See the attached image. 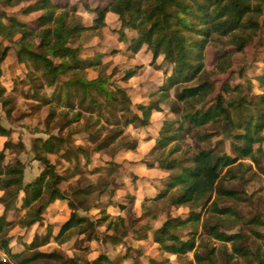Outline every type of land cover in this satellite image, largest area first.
<instances>
[{"label": "clouds", "instance_id": "1", "mask_svg": "<svg viewBox=\"0 0 264 264\" xmlns=\"http://www.w3.org/2000/svg\"><path fill=\"white\" fill-rule=\"evenodd\" d=\"M32 2L34 0H10L8 3H3L0 0V10L6 13L4 17H0V22L7 25V16L9 15H15L20 21L17 26L5 27L3 31H0V41L3 42L0 44V48L4 45H11L8 57L0 61V89H2V93H0V128L4 130L0 131V154H2L0 155V169L3 170L0 175L6 179L9 169H16L18 170L16 174L22 171L26 182L52 165L56 166V171H63L65 168L74 170L77 167L76 157L69 161L64 158L63 154L69 148H75L78 145L83 147L85 151L79 155V166L83 171L72 175L62 189L66 193V202L75 204L80 199V197L73 196V192L79 186L89 183L97 184L98 181L105 183L102 189L98 188L88 200L86 206L91 208V211L78 213L87 215L88 220L79 224L70 222V226L66 227L63 234L59 236V242L54 245L43 244V249L54 253L47 264H66L70 259H74L75 264H90L89 257L84 254L85 246L94 247L97 240H102L108 234L100 226L95 225L97 215L102 213H100V208H93V205L111 199L113 204L107 208V211L111 212L118 203L125 204L124 211L128 215L123 217V223H120L115 216L110 219L118 224L122 230L129 226L131 220L141 216L142 219L132 227H139L140 224L146 223L151 224L149 237L151 239V234L163 225L168 216L179 213H184L186 216L189 211L188 207H181L176 210L174 207L168 206L170 199L175 198V188L168 191V197L165 198L166 202L153 201L152 199L144 200L145 196L152 197L157 192L163 191L171 173L179 171V167L165 170L163 165L173 160L178 163L185 162V157L196 155L201 150L207 151L208 149L213 150L211 162H214L218 155L240 156V153L235 151L234 145H243L244 141L237 140L235 137L244 130L240 127H227V121L223 118L216 119L210 124H201L199 127L185 122V128L191 130L185 133L184 138L179 141L165 142L159 133L163 121L165 119H182V113H192L198 117L200 113L208 110L209 104L212 103L211 97L220 91L218 84L223 81L216 80L219 71L213 74L202 69L199 73L187 74V78L190 80L195 76L194 83L200 85V89H204L203 91L187 87L183 83H177L179 78L177 75H173V66L165 60L162 51L155 60H152L151 50L145 51L148 48L146 42L139 46L137 52L129 47L127 39H120L121 22L117 10H109L105 13L102 24L94 30L84 33L81 40L77 41V43H84L85 47L93 43H104L105 47L102 51L106 54L103 55L101 62L94 69H87L76 73V75L83 80L101 78L107 80L113 88L119 87L124 90L127 96L126 103L121 105L110 119L106 118L108 113H105L104 116H99L97 112L85 113L84 107L79 101H77L75 108L65 107L62 102L53 101L43 105L39 111H34L32 106L41 104V100L25 98L24 93L36 92L37 89L34 84L43 81L44 85L39 89L40 96L52 97L59 80L56 83H49V78L43 72L37 71L30 59L25 57L22 62L16 59L17 50L22 44L27 43L26 40L20 39L26 31L24 26L41 15L52 16L53 12L57 30H59L61 23L65 26L76 22L86 25L94 24L98 19L96 11L98 0H89L90 7L88 8L83 6L81 0H69L67 7L54 10L44 7L30 13L21 11ZM227 2L228 0H223V3ZM223 3L213 5L212 18H210L206 28L216 33L215 48L228 47L233 49V55L226 57L222 63H218H221L225 75L230 72L233 74L231 80L233 85L239 84L241 89L247 90V78L239 77L237 73L239 67L248 61L250 44L241 49L239 54H236L235 50L242 41L250 39L251 43H254L258 39L259 33L264 31V0H250V8L243 11L237 19H232L234 14L231 12H226L222 17H216L215 10L223 7ZM225 21H227L225 27H217ZM46 27H50V25L45 24L37 28V34L43 32ZM113 28H116L117 31L112 32ZM124 32L130 35L127 28H124ZM111 48H117L119 55L109 54ZM213 51L212 45L206 50L209 60ZM141 54L147 58H142ZM234 69L237 71H233ZM130 70L133 71L130 72ZM126 73H129L127 78L122 79ZM204 81H208L211 86L205 87ZM146 82L154 83L156 87H147ZM251 84L254 91H264V89H258L256 81H251ZM161 86H163V90H161ZM13 88L16 90L13 91ZM190 92H196L197 95H188ZM240 94L239 92L231 94V98L235 99ZM10 96L15 97V100L5 106L3 101ZM161 96L164 97L160 104L161 110H153L146 115L142 109L137 108V104L143 103L147 106L150 100L160 99ZM181 96L184 98L180 99ZM227 101L228 97L225 98L226 105ZM174 104L180 106L181 114L174 115L170 111V107ZM86 105L87 101H85V107ZM51 111L55 112L54 118L48 117V113ZM77 112L83 114L82 118L74 120ZM22 113L28 115L22 117ZM46 117L48 118L46 119ZM231 119L236 120L235 112ZM62 125H66L63 131L60 130ZM96 132H99V139L93 143L90 136ZM52 136L64 138V143L54 152L48 151L44 147V142ZM113 136L114 138H111ZM256 137V147L260 149V152H257L256 147H254L252 156L258 158L260 167L264 168V129L256 133ZM106 138H111L107 147L99 152L95 151L96 144L105 141ZM9 140H11L12 146H6V142ZM37 140L39 141L38 145ZM217 141H220L218 146ZM133 144L135 147L132 146ZM57 160H59L58 164ZM86 160L91 162L85 164ZM107 162H114L117 165L114 172L89 175V170L95 167L97 163ZM247 163H251V160L247 162L238 160L237 165L239 166H230L232 171L228 177H224L223 172H221L220 177H224L223 180L214 175H203L201 180L208 194L213 193L217 188L236 186L243 189L240 193L241 196H250L252 189L244 184V180L251 176L253 171H257L259 184H264V172H259L255 165L251 170L246 171ZM233 175L235 178L230 179ZM259 184L255 187H258ZM6 191L8 190L0 188V196L4 197V200L0 201V213L3 212L4 204L9 198ZM22 195L23 193L19 194V196ZM129 195L134 196L135 199L133 201L125 199ZM256 195L264 197V191ZM19 196L17 197L18 203ZM45 199L46 196L41 197L29 209H26L19 218L17 225L11 228V231L7 228L0 231V259H7L9 264H21V261L28 260L39 250L31 246L37 233L42 239L49 226H52L53 235H56L60 227L58 221L62 223L65 217L52 216L49 212L37 216L35 208ZM142 202L143 208H141ZM225 202L238 203L235 198L225 200ZM149 209H155V218L151 215H143ZM191 210H199L196 203H191ZM184 216L181 218L184 219ZM41 218H43V226L41 225ZM90 224L93 226L90 227ZM238 228L239 223L231 230L237 231ZM82 229L84 231H81ZM90 232L95 233V239L92 241L85 239V236ZM185 238L181 237V239ZM124 239L125 241L128 240L127 237ZM5 242L7 243L5 244ZM257 242L264 248V240H257ZM165 243L176 242L165 241ZM9 249L13 254L18 255L9 256ZM116 250L120 251L121 248ZM230 253H232V248L228 247L223 257L225 264H233L235 256L229 260L228 254ZM153 254L157 255V253ZM95 255L96 252L93 251L92 257L94 258ZM165 255L167 254L161 252L159 258L164 259ZM175 259V256L171 257L172 261ZM180 259L181 262H184L186 258L181 256ZM30 264H37V262L32 261ZM126 264H131V261H127Z\"/></svg>", "mask_w": 264, "mask_h": 264}, {"label": "trees", "instance_id": "2", "mask_svg": "<svg viewBox=\"0 0 264 264\" xmlns=\"http://www.w3.org/2000/svg\"><path fill=\"white\" fill-rule=\"evenodd\" d=\"M3 3H8L10 0H2ZM223 0H110L105 6H97L96 11L98 13V19L90 26L76 22L69 26L61 23L59 30H57V24L54 17L41 15L38 20V24L30 26L25 25V34L20 37L21 40H26V44H22L17 50V60L22 62L25 57L33 62V66L39 72H43L45 76L49 78V83H57L56 87L58 92L54 93L55 100L59 103L64 101V104L69 108H75L77 101L83 106L85 101L87 104L95 106L96 109L101 110L103 101L111 103L115 101L117 105L114 108L117 110L121 105L126 103L127 96L123 89L117 87L110 89L108 87L109 82L105 79L96 80H83L76 75V73L85 71L89 67L95 68L97 64L101 62V55L98 59H91L89 57H83L81 54L82 45H76L74 39L79 37L82 33H86L94 30L103 22V16L109 10H117L119 13V19L121 26L119 28L120 39H127L129 41V47L133 51H139V46L146 42L148 44L147 50H151L153 60L156 56L161 54V51L165 55V60L173 65V75H177L179 80L177 83H188L196 79L193 76L190 80L187 78V74L199 73L204 69V49L211 41V37L216 36V33L206 28L210 18H212L213 5L222 4ZM68 3H57L52 0H35V3L31 6L23 8L22 12L30 13L36 11L39 8H62L67 7ZM250 0H228L227 3H223V7H219L216 11V17H222L226 12L233 13L232 19H237L243 11L250 8ZM89 6H86L88 8ZM6 13L0 10V17H4ZM7 25L0 22V31H3L5 27H15L20 21L17 20L15 15L7 16ZM50 25L46 27L43 32L37 34L36 29L43 25ZM227 24V21L218 25V28H223ZM254 27H256L254 25ZM124 28L132 29L135 31V35H127L124 32ZM223 34V33H221ZM38 41V42H37ZM249 40L242 41L237 50L243 49ZM1 44V42H0ZM34 45V46H33ZM154 46V48H153ZM9 50L8 46H4L0 51V61L5 59V56ZM114 51V50H113ZM225 56V57H224ZM228 57V53L225 52L222 58ZM221 60V61H220ZM222 63V62H221ZM217 64L220 66V64ZM222 70V68H221ZM133 70H130V72ZM223 71V70H222ZM71 74V75H70ZM122 79H126L127 75ZM61 77H63L61 79ZM259 81L260 87L264 89V73L256 75ZM205 87H210L208 81L203 82ZM190 88L200 89V85L195 84L187 86ZM251 87V86H250ZM163 90V86H161ZM203 91L204 89H200ZM223 93L217 95L214 102L208 106V110L200 113L197 117L192 113H182L179 105H172L170 111L173 114H181L182 119L169 120L165 119L162 123L159 133L165 142L172 140H182L187 131L191 129L185 128V122L194 124L199 127L201 124H210L216 119L223 118L227 121V127H240L244 131L238 133L235 139L244 141L243 145H234L235 151L240 153V156H216L214 162L212 161V149L207 151L201 150L196 155L190 156L188 160L177 162L175 160L169 161L163 165L165 170L174 169L179 167V171L172 172L167 182L166 188L152 196V200H161L168 197V191L172 188L176 189L174 199H170L172 206H187L191 210V203H196L197 207H205L209 204L211 210L218 214H225L230 212L237 219H244L235 208L229 206L223 207L218 204L221 199H232L240 201L243 198L235 188H217L213 193L208 194L207 189L204 187L201 177L205 174L214 175L220 177V173H224V177H228L232 171L230 166L237 165V161L251 160L250 164H247V168H251L252 165L260 171L264 172V168L260 167L259 159L253 158V148L257 145L256 133L264 129V91L259 95H254L253 99L243 94L244 90L240 88V85L231 86L226 83L222 86ZM231 92L241 93L237 98L233 99L227 96L226 93ZM2 93V89H0ZM188 95L196 96V92H190ZM228 97L227 105L225 104V98ZM183 99L184 97H179ZM164 99L163 96L158 101H152L145 106L139 104L138 109H142L145 114H150L154 109L161 110L160 104ZM7 103V101H5ZM6 105V104H5ZM202 107V106H201ZM231 108V111H229ZM199 112V109L197 110ZM236 113V120L231 119L233 113ZM79 112L76 117L79 118ZM66 125H62V127ZM0 131H4L0 128ZM115 135V134H114ZM90 137L95 138L94 135ZM111 138H114L111 137ZM111 138H106L105 141ZM39 139V138H37ZM105 141L95 146V151L99 152L106 147ZM64 143L62 136L49 137L48 141L44 142V147L48 151L54 152L58 149L56 143ZM37 145L39 141L37 140ZM220 141H217V146ZM6 146H12L11 141L6 142ZM135 147V145H132ZM77 149L82 153L85 149L81 146H77ZM256 151L260 152V149L256 147ZM2 155V154H0ZM190 161V162H189ZM89 163L90 160H86ZM211 162V163H210ZM111 168L108 171L112 173L116 164L111 162ZM56 166L45 168L41 175H39L34 181L24 183V175L22 171L16 174L18 170L9 169V174L6 179L0 175V188H4L6 195L9 197L4 204V213L0 216V231L5 228L9 229L15 222L6 218L5 213L9 209L20 208L16 204L17 197L21 192H24L23 204L24 209H29L36 201L41 197L46 196L43 203H40L35 208V213L40 216L44 213L46 208L57 199H65L66 195L59 187V184L63 180V175L55 170ZM99 170V171H98ZM101 169L96 171L100 172ZM3 170L0 169V173ZM224 177H220L223 180ZM230 178H235L234 175ZM86 191V190H85ZM4 197H0V201H3ZM201 204V205H200ZM69 207L75 209V204L69 202ZM104 211V210H103ZM108 214H105L101 220L96 221L95 225L98 226L100 221L107 219ZM21 217V216H19ZM201 213L191 210L190 215L187 218L168 216L163 222V225L156 229L153 234L154 240L160 245L161 250L169 252L171 254L180 255L188 252L194 248L195 242L192 239L186 241L181 240L180 237L174 231L175 229L186 227L190 223H196L200 220ZM43 218H41L42 220ZM122 220V218H120ZM88 218L86 216L79 215L76 210H73L70 217L61 225L59 231L54 236V240L58 243L59 236L63 234L66 227L71 223H84ZM247 223H253L257 226L264 225V220L258 217H253L247 221ZM92 227L93 225H89ZM110 227V225L108 226ZM144 231H151V226L147 225L143 227ZM10 231V229H9ZM81 231H84L83 229ZM143 232V231H142ZM93 232L88 233V237L92 238ZM210 233L215 239L222 242V246L218 248H212L208 254L194 252L195 264H225L224 254L228 248V244L232 248V253L228 254V259L232 260L233 264H264V248L260 244L253 247V243L249 241V235L242 230L233 233H227L221 231L217 225L210 227ZM251 233L257 239L264 240V233L259 230H253ZM165 241H175L176 243H165ZM7 242H5L6 244ZM34 246V242L32 245ZM221 255L218 257V254ZM53 252H36L32 257H29L26 261H21V264H30L38 258H52ZM9 256L13 254L11 249L8 251ZM73 263L75 260L70 259ZM115 264L116 261L109 258L106 254L99 255L96 259L90 262V264ZM0 264H9L7 259H0ZM66 264H69L66 262Z\"/></svg>", "mask_w": 264, "mask_h": 264}, {"label": "rangeland", "instance_id": "3", "mask_svg": "<svg viewBox=\"0 0 264 264\" xmlns=\"http://www.w3.org/2000/svg\"><path fill=\"white\" fill-rule=\"evenodd\" d=\"M65 1H68V3H69V0H63V2H65ZM81 2L83 4V6H85V2L90 3L89 0H81ZM100 2H101V0H98L97 5H99ZM89 6H90V4H89ZM22 10L23 9H21V11ZM39 17H37L35 20L31 21L29 23V25L30 26L37 25ZM128 30H129L130 36H131V34L135 35L134 30L133 31H131V29H128ZM116 31H117V29H112V32H116ZM83 35L84 34L82 33L79 37L74 39V43L76 45H82V51H81L82 56L83 57H89L90 56L91 59L95 60V59L99 58L100 54H102L101 58H100V59H102L103 55L106 54L105 52L102 51V49L105 47V44L104 43H93V44H90L87 47H85L84 43H77V41L81 40ZM0 42H1V44L3 43L2 41H0ZM249 44H250V47L248 49V52H249L248 61L239 67L237 74L239 77L247 78L248 88H247V90H244L243 94H245V95L249 96L251 99H253V97H255L254 95H259L262 93V91H260V90H256V91L253 90L251 81H253V80L256 81L257 85H258V89H262L260 87V84H259V81L257 80L256 75L264 73V31H261L259 33L258 39H256L254 43H251V41L249 39V42L247 43L246 46H248ZM210 45L213 46L214 51L212 53L211 59L209 60L207 58V55H206V50L209 49ZM4 46H8L9 50L11 48L10 44L4 45ZM3 47L0 48V51L3 49ZM9 50H8L5 58L8 57ZM145 51L148 52V50H146V49H145ZM225 52L228 53V57L230 55H233V49H231V48H228V47L215 48V36L211 37L210 43L208 44V46L203 51L204 69H206L207 71H209L213 74H215L217 71H219V75L216 76V80H222L223 81L222 83L218 84L220 91L217 92L215 94V96L211 97L212 102H214L217 95L223 93L222 86L224 84L229 83L231 86H234L231 83V80L233 79V74L230 72L227 75H225L224 72L221 70V68H222L221 64H220V66L217 65V64H219L218 63L219 58H221V56ZM239 52H240L239 50H237V49L235 50L236 54H239ZM113 53L119 55V50L117 48L109 49V54H113ZM141 55H142V58H145V59L147 58L143 54H141ZM151 57L153 60L152 55H151ZM16 59H17V56H16ZM224 60H225V58L224 59L222 58V61L221 60L220 61L223 62ZM87 69H94V68L89 67ZM233 71H237V70L234 69ZM194 81L195 80L188 82V83H183V84H185L186 86H192V85H195ZM213 83H215V81H213ZM43 85H44L43 81L40 82L39 84H34V87L37 89L36 92L30 93V94L24 93L25 98L41 100V104H37V105L32 106L34 111H39L43 105L50 104L53 101L57 102L53 95H52V97H41L40 96L39 89L42 88ZM146 86L150 87V88L156 87V85L154 83H149V82H146ZM108 87L112 90L115 89L110 84H108ZM58 88L59 87H56V89H54L53 94L58 92ZM15 90L16 89L13 88V91H15ZM226 95L230 96L231 92L229 91L228 93H226ZM14 100H15V97L10 96L8 99H5L3 101V104L8 105L10 103H13ZM5 101H7V103H5ZM152 101L155 102V101H158V99H154ZM57 103H59V102H57ZM62 103L65 107H67V105L64 104V101ZM103 103L104 104H103L101 110L96 109L95 106L91 107L88 104L86 105V107H85V105H83V106L81 105V106L84 107L85 113L97 112V114L99 116H104L105 113H108V117H106V118L110 119V117L113 116L115 114V112L117 111V109L114 108L115 105H117V103H115V101H112L111 103H107L106 101H103ZM139 104H143V103H139ZM139 104H137V108H138ZM25 115H28V114L27 113L21 114L22 117ZM79 115H80L79 118H82L83 114L79 112ZM54 116H55L54 111H51L48 113V117L54 118ZM48 117H46V119ZM169 120H174V119H169ZM63 128H64V126L63 127L61 126L60 130L63 131ZM91 135L95 136V138L90 137V140L93 143L99 139V132L93 133ZM9 141H11V140H9ZM108 142H109V140L105 141L106 147H107ZM62 144L63 143L57 142L56 147H59ZM96 145H98V144H96ZM81 153L82 152L79 151L77 149V146H76L75 148H69L63 154L64 158L69 160V161L73 157H76L77 167L74 170L65 168V169H63V171H58L61 175L64 176L62 182L59 184V187L61 189L64 188L65 182L68 181L72 175H74L76 173H80L83 171V169L79 166V164H80L79 155ZM187 158H189V157H185V161L188 160ZM247 161H249V160H245L244 162H247ZM58 163H59V160H57V164ZM85 164H87V163L85 162ZM247 164H250V163H247ZM253 166L254 165H252L251 168H246L245 170L246 171L251 170L253 168ZM111 167H112L111 162L97 163L95 167H93L89 170V175H92L94 173H102V172L108 173V171L110 170L109 168H111ZM116 167H117V165L114 166L113 172L116 170ZM97 169H101L100 172H98L99 170L96 171ZM225 172H226V170L223 172V174ZM41 173H42V171L39 173V175H41ZM109 174H111V173H109ZM39 175L32 177L31 179L27 180L26 182L24 179V183L26 184L28 182L34 181ZM257 177H258V172L253 171L252 175L249 176L246 180H244V184L252 189L250 196H248V195L241 196L240 195L243 199L240 201L236 200L238 203L225 202V200H231V199H221L218 202V204L220 206H223V207L229 206L231 208H235L240 214L243 215L244 219L239 220L230 212L225 213V214H218V213L214 212L213 210H211L209 207V204H208L205 207H198L199 210L195 211V212L201 213V217H200V220L198 222L190 223L186 227H181V228L174 230L176 232V234L180 237V239H181V237H186L185 239H181V240L186 241L188 239H191V240L193 239L195 242L194 248L192 250L185 252V253H182L180 255L171 254L169 252H164L163 250H161L160 245L154 240L153 234H151V239L149 238L151 231H144L143 227L147 226V225L151 226V224L146 223V224H140L139 227H132V225H136L142 219L141 216H137L136 219L131 220L129 226L124 227L121 230L119 225L116 224L110 218L115 216V217H117V219H119L120 223H123V217H126L128 215L127 212L124 211V209L126 208V205L123 203H118L116 206H114L112 208V211L109 212V211H107V208L109 205L113 204V201L111 199H109L107 201H101L100 204L93 205L92 207L93 208H100V213H102V214L97 215L96 221L101 220L100 218H103V216L105 214H108L107 219H105L104 221H100L98 223V226H100L108 234H106L102 240H97L94 247L86 245L84 254L89 257L90 262L93 261L94 259H96L99 255L106 254V255H108L109 258H112L113 260L116 261L115 264H126L127 261H131V264H195L194 252L196 250L199 251L200 253L208 254L212 248H218V247H221L223 245L221 241H219L218 239H215L213 237V235H211L210 227L213 225H217L221 231H225L227 233H233V232H238V231L242 230L244 233L249 235V241L252 242L253 247H255L259 244L257 242V240H260V239H257L254 236V234L251 233V231L256 230V229L261 231V229H264V225L261 224V225L257 226L256 224H253V223H247V221L253 217H258L261 220H264V197H258L256 195L257 193L264 191V184H259V180ZM230 179H234V178H230ZM104 183L105 182L98 181L97 184L89 183V184H85L83 186L77 187L75 189V191L73 192V196L80 197V199L75 203V206H76L75 209H71L69 207V202H66V199H57L46 208L44 213L49 212L52 216L60 215V216L65 217L63 219L62 223H60L58 221V223L60 224V227H61V225L70 217V214L73 210H76L77 213H87V212L91 211V208L86 206L87 202L93 196V194L97 191L98 188L102 189ZM257 184H259V186L255 187V185H257ZM228 188H235L236 190H238L239 193H241L243 191V189H240L236 186H229ZM63 192L66 195L65 191H63ZM21 193H23V195L19 196V203L17 202V200L15 201L17 206H19L20 208L9 209L5 213V216L7 219H9V220L13 219L15 222L12 226L9 227L10 231H11V228H13L17 225V222L20 218L19 216H21L22 213L25 212L24 207H22L23 198H24L25 194H24V192H21ZM150 198L151 197L145 196L144 200L146 201ZM253 198H255V199H253ZM125 199H127L129 201H133L135 199V197L129 195V196H126ZM153 201L166 202L165 199L153 200ZM101 205H103V206H101ZM168 206L174 207L176 210H179L181 207H187V206L178 207L175 205L172 206L171 203H168ZM141 208H143V202L141 203ZM4 212L5 211L3 209V212L0 213V216ZM190 212H191V210L189 209L186 216H184V213H179V214L174 215L172 217L184 216V218H187L190 215ZM79 215L86 216L88 218L87 215H82V214H79ZM143 215L144 216L151 215L153 218H155V216H156L155 209H149L148 211H145L143 213ZM120 218H122V220ZM237 223H239L238 230L232 231L231 229L236 227ZM41 225L43 226V219L41 220ZM109 225H110V227H108ZM60 227H59V229H60ZM53 232H54L53 227L49 226L45 236L42 239L40 238L39 233H37L36 239L32 241V242H34V247L39 249L38 251H40V252L49 253V251H46L43 249V244L54 245L57 243L54 240ZM262 232L264 233V231H262ZM92 234L94 235V237L89 238L88 234H87V236H85V239H87L89 241L94 240L95 239V233L93 232ZM125 237L128 238L127 241H125V239H124ZM253 237H255V239H253ZM122 245H123V247H121ZM102 247H103V250H101ZM228 247H230V244H228ZM117 248H121V250L117 251L116 250ZM93 251L96 252V255L94 258L92 257ZM161 252L164 254H167L164 256V259L159 258V253H161ZM153 253H157V255H154ZM220 255H221V253L218 254V257ZM172 256H175V258H176L175 261L171 260ZM181 256H184L186 258L184 262H181V259H180ZM141 257H143V259H141ZM49 259L50 258H46V257L45 258H38L35 260V262H37V264H47V261ZM67 263L75 264V261L72 263L69 260ZM105 264H108V263H105Z\"/></svg>", "mask_w": 264, "mask_h": 264}, {"label": "crops", "instance_id": "4", "mask_svg": "<svg viewBox=\"0 0 264 264\" xmlns=\"http://www.w3.org/2000/svg\"><path fill=\"white\" fill-rule=\"evenodd\" d=\"M52 1H54V2H57V3H61V4H66V3H68V1H65V2H63V0H52ZM110 0H101V2H100V4L99 5H97V6H105L108 2H109ZM35 3V1L34 2H32V3H29L28 5H27V7L28 6H31V5H33ZM69 4V3H68ZM89 4L90 3H88V2H85V8H86V6H89ZM90 7V6H89ZM33 12V11H32ZM29 24V23H28ZM86 25V24H85ZM92 25V24H91ZM87 26H90V25H87ZM113 29H116V28H113ZM131 31H133L132 29H131ZM132 33V32H131ZM128 35V34H127ZM132 35V34H131ZM147 50V49H146ZM151 54V53H150ZM152 55V54H151ZM161 128V127H160Z\"/></svg>", "mask_w": 264, "mask_h": 264}, {"label": "built area", "instance_id": "5", "mask_svg": "<svg viewBox=\"0 0 264 264\" xmlns=\"http://www.w3.org/2000/svg\"><path fill=\"white\" fill-rule=\"evenodd\" d=\"M2 260H5V259H2Z\"/></svg>", "mask_w": 264, "mask_h": 264}]
</instances>
